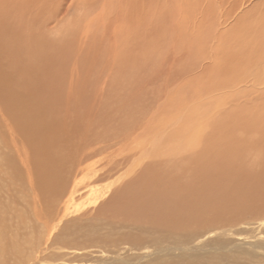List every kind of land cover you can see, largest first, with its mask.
Masks as SVG:
<instances>
[{
	"label": "rangeland",
	"instance_id": "374dc122",
	"mask_svg": "<svg viewBox=\"0 0 264 264\" xmlns=\"http://www.w3.org/2000/svg\"><path fill=\"white\" fill-rule=\"evenodd\" d=\"M158 1H155L157 8L164 9L165 4L167 10L159 15L164 16L159 28H155L159 23H154V31L142 26L144 21L138 22V0H61L59 14L49 29L42 26L41 14L36 17L43 33L54 36L69 19L81 18L89 6L95 7L92 15L89 13L91 16L104 9L103 19L94 21L82 44L84 48L80 51L73 48L76 58L58 72L60 92L46 105V109L54 111L55 119L46 135H54L53 141L62 157L59 167L66 173L65 185L60 187L48 209L47 206L40 209L42 218L35 225L34 234L42 237L40 247L49 253L44 259L48 264L61 260L143 264L163 253L175 258L185 253L207 255L209 251L212 254L205 258L214 259L208 263L264 264V255L257 254L262 252L252 250H264V245L255 241V234L264 237V225H258L264 222V92H257L258 88H264V78L260 85L239 83L238 79L253 70V61L238 69L242 54L236 53L238 47L245 46L242 44L247 43L251 48L253 42L259 45L263 39H256L252 24L264 16V0H203L205 9L202 5L198 13L182 11L188 14L182 17L188 26L180 22L188 33L189 39L184 36L186 41L177 38L180 25L173 20L182 13L176 5L171 10L170 0L168 4V0ZM40 2L45 0H0V23L3 22L0 29L8 30L15 6L30 15L40 9ZM221 15L228 19L219 30ZM172 21L176 26L173 30ZM101 22L106 23V29ZM165 35L170 39L174 36L169 41L168 53L158 43H162ZM244 52L250 53L248 49ZM3 55L0 48V67ZM166 94L171 101L183 99L186 105L164 114L162 107L166 105L161 107V98L154 108L146 109L149 111L139 121L129 122L135 119V110L147 98ZM186 107L191 108L183 113ZM0 109L4 113L1 103ZM4 115L8 118L6 112ZM74 119L77 124H72ZM3 122L4 116H0L1 133L6 128ZM170 123L173 126L164 129ZM23 144L28 170L37 180L40 172L32 147L28 142ZM200 151L217 153L208 155ZM13 158L16 170L27 179V169L14 153ZM196 161L206 168H201L205 169L201 184L186 189L188 176L200 170L197 168L201 165L196 166ZM142 173L151 180L158 177L159 189L142 200V196H135L137 201L123 202L119 193ZM161 176L174 179L165 183ZM95 192L102 193V197L93 203ZM212 194L214 197L209 200ZM194 205H207L208 209L200 212L198 208V214L194 215ZM183 209L192 213L185 212L188 223L179 221L177 227L176 217L171 215ZM152 210L158 219L167 221L164 225L168 223L169 231L175 236L182 238L188 233L186 242H176L170 237L164 250H160L163 246L156 241L162 238V231L156 229L150 233ZM212 229L221 230L219 240L215 239L217 236H209L201 244L196 243ZM243 234L250 235L247 242L252 241L251 245L239 237ZM145 248L151 251L143 254ZM72 249L81 250L82 254L71 252ZM100 252L105 256H100ZM99 257L108 260L100 261Z\"/></svg>",
	"mask_w": 264,
	"mask_h": 264
},
{
	"label": "bare ground",
	"instance_id": "6f19581e",
	"mask_svg": "<svg viewBox=\"0 0 264 264\" xmlns=\"http://www.w3.org/2000/svg\"><path fill=\"white\" fill-rule=\"evenodd\" d=\"M155 1L159 3L158 0H143V1L138 0V6H139L138 22L139 19L142 20V22L144 21L145 24H143L142 26H147V30L149 29L154 31L155 28L156 29L159 28L162 22V18H164V16L160 18L159 15H162L164 10L166 13L167 10L165 4L163 5L165 7L164 9L157 8L156 5L158 4ZM170 1L172 3L171 5H169L171 7V10H172V5H176L178 10L180 11V14L182 13L181 15L179 14L180 16H178L179 17L178 19H173L174 23L175 24L179 23V25L180 22L181 25L182 23H186L185 26L187 25L188 22L187 21L183 22L184 20L182 19V17L183 18L187 17L188 14L186 15V13L182 11L196 12L197 9L202 8V5L204 6L203 0H182V1L177 0V2L175 0H170ZM170 1L168 0L167 4ZM104 4L105 1L102 4V7L104 6ZM30 5H32V3ZM38 5L40 6V9L37 12L32 11V14L30 15L28 13H23L19 7L17 8V6H15L12 10V19L10 21L8 30L4 31L0 29V48L2 51H4V55L1 58L3 64L2 67H0V103L2 104V109L4 113L6 112V115L8 116V118L5 117L4 113L1 112L0 109V116L1 117L4 116V120H5V122H3L2 124H4L6 127L2 133L0 132V264H48L47 262H44L46 261L44 259L49 257V253L45 252L46 249L44 247H40V243H41L40 239L42 237L40 238L38 235L36 236L34 234L36 232L35 227L38 225L37 221L41 220L42 218L40 216V209H43L45 206H47L46 209H48V207L53 204L52 201H54L57 198L58 196L57 194L59 193L58 191L60 190V187L65 185L66 173L63 171L62 168L59 167V159H61L62 157L59 155L58 145L53 141L54 135L52 134L46 135V131L48 130L49 125L55 124V119L53 117L54 111H50L46 109L47 107L46 105L53 98V96L56 95L57 92L58 94L60 92L61 81L59 79L58 72L60 71L62 72L64 70V66L67 64L68 61L73 60V58H76L75 55L73 56L74 54L73 48L77 49L78 51L84 48L82 47V44L86 42L90 30L92 29V26L95 24L94 21H97V19L99 21L102 20L104 15V9L102 8L100 9L99 13H97L95 16H91L92 15L91 12L92 10L95 9V7L93 8L89 6L88 8L85 9L86 11L83 13L84 15L81 16V18L76 17V20L69 19L67 25H65L62 29H60L54 36H50L43 33L40 25L38 24L36 17L41 14L44 19L42 26L48 29L51 28L49 25L52 21L56 20V16L59 14L60 9L58 5H61V0H52V2H50V0H45V3L40 2L38 3ZM200 9L198 10V12L200 11ZM154 15L156 17L155 19H154ZM194 15L196 16V14ZM63 18L64 16L61 17V19ZM169 19H170V15H169ZM185 19L189 20V18H185ZM190 19L192 20L193 18ZM227 19H228L227 16L221 15V19H219V24H218L219 30L222 27H225V23L227 22ZM154 23L156 24L159 23L158 27L154 28ZM174 23L173 21L170 22V27L172 30L173 28L176 29ZM101 24L103 26V29L104 28L106 29V23L104 25L101 22ZM181 25L179 26L180 28H177V30L179 29L178 32L179 34L177 35V38L186 41L187 39H189L187 37L188 33L186 31V27L184 26L185 29L183 30L181 28ZM252 26L254 27L256 39H259L260 37L263 39L259 40L261 41L259 45L255 43L256 41L253 42L251 48H249V44L247 45V43L242 44L245 46L238 47L240 49L237 48L238 51H236V53L242 54L241 55L242 57L240 58L241 65L238 66V69L244 68L247 64L253 61V68H251L253 70H251L246 77L243 76L244 77L243 79L241 80L238 79V82L243 84L246 82H250L251 84H259L261 80L264 78V43H263L264 16H262L261 20L259 21L258 20L253 21ZM189 35L191 34L189 33ZM184 36H186L185 38L187 39H185ZM76 39L78 40L75 41ZM173 39L174 36H172L170 39L165 35L162 39V43L158 41L159 46L163 45L161 49L163 51L167 49V53H168L169 52L168 49H170L169 41L171 42L173 41ZM194 39L196 40L197 38ZM244 49H248L250 53L245 54L247 52H244ZM156 56H158V54ZM257 92H264V88L263 87L260 89L258 88ZM168 95L169 94H166V96H155V97L151 96L150 98H147L143 105H141L138 109L135 108L137 110H135L134 113L135 114L137 113V115L135 116L134 120L129 122L133 123L139 121V119L143 117L142 115H144L149 111L146 109L151 108V106L152 108H154L156 106L157 101L161 98H163V104L161 105V107L164 104L166 105L165 107L164 106L162 107L164 114L173 109H179L180 107L186 105L183 99L181 100L174 99L171 101ZM131 105L132 104H130V106ZM158 105L160 108V104ZM142 106L144 109L141 110L140 108ZM190 108L186 107L184 110H182L183 113L189 111ZM75 122L76 119L73 120L72 124H75ZM144 122L145 120L142 121L139 124V126L142 127L144 125ZM214 124L216 125V122H214ZM171 126H173V124L170 123L168 124V126H165L164 129H169ZM156 128L158 129V127ZM197 130L198 132L200 131L199 125L197 126ZM27 142L32 147L31 149L36 158L37 170H39L40 172V174L37 175V180H34L31 177L30 172L28 170V163L26 158L27 153L25 146L23 144V143L27 144ZM204 152L207 153L208 155L209 153H217V152H207V151H200L199 153H204ZM13 153L16 155L18 162L20 161L21 164L27 169V173L29 176L27 179L26 178L24 179L21 173H19L20 172L19 169L16 170L17 167H16L15 159L13 158ZM195 163L196 166L199 164L201 165V163H199L198 161H196ZM202 167L205 168V164H202L200 167L197 168L198 170L200 169L199 172H197V174H195L194 171L192 170L194 174L188 176V181H186V183L184 184V188L186 187V189H190L191 186L193 185L197 186L199 182H200L199 184H201L202 181L201 175H204L203 172H205L204 170L206 169L205 168L201 170ZM171 175L174 174L171 173ZM183 176L186 177L185 175ZM162 178L165 179V183L169 182L171 179H174L170 177L171 179L169 180V178L167 179L165 176ZM181 182H183V180ZM159 183L160 181L158 180V177L157 180L154 178L153 180H151L147 178V175L145 173H142L140 177L138 176L134 177L130 181V183L128 184L129 186L119 193V197L122 196L121 198L124 199L123 202H130V203L137 201L134 198L135 196L137 197L142 196L141 197L142 200L144 197H150V195L152 196V194L157 189H159L158 188ZM203 192L205 191L203 190ZM192 194L193 193L191 192V195ZM207 195H210L209 192L207 193ZM212 195H213L212 197L207 196L209 200L214 197V194ZM101 197H102V193L95 192L92 197L93 203H96ZM192 197L194 199L195 196ZM204 198L205 196L203 197V199ZM189 199L191 201V198ZM201 199L202 198H200V200ZM197 200L198 199H196V201ZM146 206L148 207V205ZM152 206L157 208L156 205H152ZM194 206L192 207V212H194V215L198 214L196 213L198 208L200 212H202V210L206 209L207 207V205L206 206L203 205L201 207L196 206L197 208H194ZM185 208L186 207H184V209ZM211 208H217V205H211ZM184 209L182 210V212L179 211L180 213H177V215H175L176 213L171 215V217H176L175 221H177L176 223L177 227H179L178 225H180L178 224L179 221L183 222L188 219L187 218L185 220L184 215H186V213L189 214L192 213L191 211L189 212V210H184ZM152 212L154 211L152 210ZM156 214L157 213L154 212L153 219L151 217V220L153 222L151 220L149 221L150 224L149 228H150V233L154 232L156 229L162 231V238L157 239L156 241V243H160V247L163 246L160 250H164V247H166L165 243L167 242V240L168 241L170 240V237L174 241L177 240L176 242L178 241H181V243L186 242L188 233L187 235H184L182 238L179 237V235L175 236V233L169 231L168 223L164 225L167 221H165L164 218L158 219ZM197 216L199 215H196V217ZM188 217H190V215ZM160 222H162V224H160ZM186 222L188 223V220ZM263 223L264 222L262 221L258 222V225L260 226L264 225ZM173 229L176 230V228ZM220 233L221 230L212 229L208 233H206L207 235L206 234L204 236L202 235L196 243L201 244L203 239L209 236H217L215 237V239L219 240ZM255 235H257L255 241L259 242L258 245L260 246L264 245L262 242L264 241V237H261L259 233ZM239 237L242 238L244 243L249 245L252 244V241L247 242L250 235L243 234L240 235ZM258 245L257 247H260ZM252 250L262 252L257 254L264 255L263 249L260 250L257 248L256 249L253 248ZM75 251H77V253L79 254H82L81 250H76V249L71 250V252H75ZM143 251H145L143 254H148V252L151 250H147L145 248L142 250V252ZM208 253L209 254L207 255L212 254L211 251H209ZM83 254H85V252ZM99 254L100 256H105L103 252H100ZM207 255L197 254L194 256L185 253L175 258H170V255H168V253L166 254L163 253L160 256L153 259L152 261L143 264H188V263L192 264V262L193 263L196 262L197 264H215L213 262L208 263L211 262L214 259V257L210 259L205 258V256ZM99 260L107 262L108 259L100 258ZM164 261H166V263ZM91 262L77 263L74 261L61 260L58 262H50V264H93ZM95 264H99V263H95Z\"/></svg>",
	"mask_w": 264,
	"mask_h": 264
}]
</instances>
